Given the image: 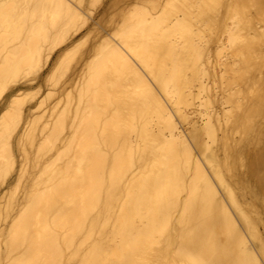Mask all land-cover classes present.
<instances>
[{"label": "bare ground", "instance_id": "bare-ground-1", "mask_svg": "<svg viewBox=\"0 0 264 264\" xmlns=\"http://www.w3.org/2000/svg\"><path fill=\"white\" fill-rule=\"evenodd\" d=\"M116 2L77 38L92 0H0V264H246L264 247L261 0Z\"/></svg>", "mask_w": 264, "mask_h": 264}, {"label": "snow or ice", "instance_id": "snow-or-ice-1", "mask_svg": "<svg viewBox=\"0 0 264 264\" xmlns=\"http://www.w3.org/2000/svg\"><path fill=\"white\" fill-rule=\"evenodd\" d=\"M262 8H261V16H260V31H261V36H260V43H261V61L264 63V0H261ZM6 7H15V5H6ZM71 7V5H69ZM82 7H87V8H95L97 7L96 0H92V3L84 4ZM169 7H177L176 5H169ZM220 7V6H216ZM249 7L247 5H240L236 4L230 7V14L232 13L233 9L236 12V17L235 19L239 21V27L234 28L233 32L230 34V39L229 43L231 45H234L235 48H240L243 49L247 47L248 51L244 53L245 58H247L249 52L252 51L253 48V40L250 36H247L245 32L240 31V28H244L246 31H250L248 29V24L250 22V17H249ZM242 10V11H241ZM233 87H236L234 84ZM2 94V93H0ZM261 100H262V108H264V75H262V80H261ZM243 102V98L242 101ZM261 242L264 244V234L261 236ZM159 264H165L164 261H160ZM246 264H264V247L261 248L259 256H252L250 260L246 262Z\"/></svg>", "mask_w": 264, "mask_h": 264}, {"label": "rangeland", "instance_id": "rangeland-1", "mask_svg": "<svg viewBox=\"0 0 264 264\" xmlns=\"http://www.w3.org/2000/svg\"><path fill=\"white\" fill-rule=\"evenodd\" d=\"M112 1H113V3L116 2V0H97L96 3H99L98 6L96 8H89L90 10H92L90 12H93V15H91V13H90V15L88 14L89 16L86 19L87 21H88V19L90 20V22H88L89 24L85 23V24H87V26L83 24L84 25L82 27L83 29L80 28L81 29L80 31L77 30L78 33L77 34L74 33L75 36H77V38L82 36L84 34L85 29L88 27V25L92 24L94 21H98L96 25L98 26L99 29L100 28L101 29L108 28L109 23L106 20H108L107 18L109 16V9L112 10L114 8V6L110 4ZM123 2H125V0H118L116 2V4H122ZM108 5H109V8H108ZM74 34H72L69 37V39H67L68 41L66 40V43H70V40L73 38L72 36H74ZM66 43L64 42V44H63V42H62L63 45H61V46H64ZM61 46L56 47L52 51L53 53H51L50 57H52L54 55V53H56V51Z\"/></svg>", "mask_w": 264, "mask_h": 264}]
</instances>
